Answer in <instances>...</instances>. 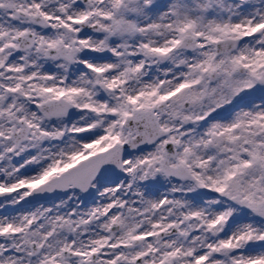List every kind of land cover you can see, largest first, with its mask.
Listing matches in <instances>:
<instances>
[{"label":"snow or ice","instance_id":"obj_1","mask_svg":"<svg viewBox=\"0 0 264 264\" xmlns=\"http://www.w3.org/2000/svg\"><path fill=\"white\" fill-rule=\"evenodd\" d=\"M0 264H264V0H0Z\"/></svg>","mask_w":264,"mask_h":264}]
</instances>
